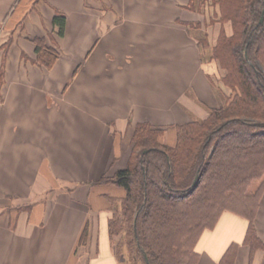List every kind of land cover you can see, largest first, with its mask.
<instances>
[{
    "label": "crops",
    "instance_id": "obj_1",
    "mask_svg": "<svg viewBox=\"0 0 264 264\" xmlns=\"http://www.w3.org/2000/svg\"><path fill=\"white\" fill-rule=\"evenodd\" d=\"M188 2L0 0V45L12 34L0 47V264H130L107 230L123 189L96 181L125 167L137 122L184 123L224 99L200 60L204 18ZM49 33L59 55L47 69L31 61L29 38ZM253 226L262 245L252 251L248 220L223 212L199 237L196 264H220L231 244L233 264H264V191Z\"/></svg>",
    "mask_w": 264,
    "mask_h": 264
},
{
    "label": "trees",
    "instance_id": "obj_2",
    "mask_svg": "<svg viewBox=\"0 0 264 264\" xmlns=\"http://www.w3.org/2000/svg\"><path fill=\"white\" fill-rule=\"evenodd\" d=\"M214 2L217 20L227 22L230 33L219 29L212 45L204 36L195 37L200 60L214 61L224 70L218 80L230 93L204 118L165 126L137 122L125 167L96 181L123 189L121 198H110L107 230L115 255L125 254L130 264H196L199 237L225 211L248 220L243 242L252 251L262 245L253 220L264 191V0ZM195 6V0L187 4L202 15ZM51 24L62 36L65 14L55 12ZM29 39L31 61L51 68L59 55L47 41L51 33ZM205 47L210 48L208 57ZM167 130L170 137L163 141ZM86 239L84 229L79 243ZM236 247H228L220 264H233Z\"/></svg>",
    "mask_w": 264,
    "mask_h": 264
},
{
    "label": "rangeland",
    "instance_id": "obj_3",
    "mask_svg": "<svg viewBox=\"0 0 264 264\" xmlns=\"http://www.w3.org/2000/svg\"><path fill=\"white\" fill-rule=\"evenodd\" d=\"M23 3H28L27 5H29L31 2H22V4ZM195 5H196L195 7H198L202 10V12H203L202 16L204 18L203 22L200 23V26L196 30V32H197L196 36L197 37L201 38L202 36H204L208 40V43L210 45H212V44H214V42L216 40L217 33H218L219 29L222 28L226 32V34L230 33V25L227 22L224 24H221V22H219L217 20V18H218V5L214 2V0H195ZM24 10H26V9H24ZM21 22H22V17L19 13L17 25L21 26V24H22ZM11 36H12L11 33H10V35H8V34L6 35V37H7V39L5 41L6 45H4L5 50L9 47V45L12 41ZM2 44H4V42ZM2 44L0 45V47L2 46ZM203 52H204V54H207L206 57H208L209 52H210V48L209 47L203 48ZM4 57L5 56L2 57L3 61H4ZM206 67L208 69V75H209L210 79L214 83H216V88L215 87L214 88H215V91L218 93V95H222L223 93H225V95H227L228 93H230L229 89L226 88L225 86H223L221 84V82L218 80L219 77L222 76V74L224 73V70L220 69L218 64L214 61L206 62ZM221 98H222V96H221ZM222 100H223V98H222ZM211 105H213V104H211ZM201 109L203 110V113H202ZM208 109L209 108L207 105L199 104V107H197V111L194 113L195 115H191L190 113H188L189 118L182 116V118H181L182 120H180V121L184 122L187 120L204 118L208 114ZM258 136H260V135H258ZM169 137L170 136H169V133L167 130V131H165V133L163 135V141H168ZM228 137L229 136L223 137L222 142H224V143L227 142L226 140L228 139ZM236 138H240V135H238V137L236 136ZM130 146H131V140H130ZM256 186H257V182H254L253 183L254 189ZM123 256L125 257V254Z\"/></svg>",
    "mask_w": 264,
    "mask_h": 264
},
{
    "label": "water",
    "instance_id": "obj_4",
    "mask_svg": "<svg viewBox=\"0 0 264 264\" xmlns=\"http://www.w3.org/2000/svg\"><path fill=\"white\" fill-rule=\"evenodd\" d=\"M261 21H262V17L260 18L259 22H261Z\"/></svg>",
    "mask_w": 264,
    "mask_h": 264
}]
</instances>
